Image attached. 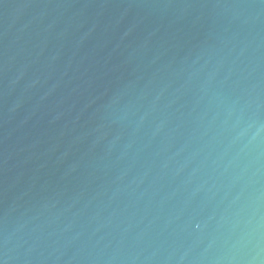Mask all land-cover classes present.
Instances as JSON below:
<instances>
[{
    "label": "water",
    "instance_id": "water-1",
    "mask_svg": "<svg viewBox=\"0 0 264 264\" xmlns=\"http://www.w3.org/2000/svg\"><path fill=\"white\" fill-rule=\"evenodd\" d=\"M0 264H264V0H0Z\"/></svg>",
    "mask_w": 264,
    "mask_h": 264
}]
</instances>
